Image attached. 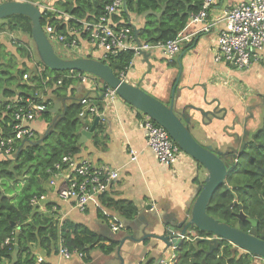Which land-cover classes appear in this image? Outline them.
<instances>
[{
	"label": "crops",
	"instance_id": "1",
	"mask_svg": "<svg viewBox=\"0 0 264 264\" xmlns=\"http://www.w3.org/2000/svg\"><path fill=\"white\" fill-rule=\"evenodd\" d=\"M244 1L248 0H214L205 21L192 23L190 16L188 24L178 35L187 36L190 41L183 43L178 53L170 57L160 51L142 52L133 58L125 74L126 82L138 86L152 97L166 104L173 101L175 114L182 119L194 139L201 146H209L214 152L225 156L238 153L259 129L264 103V51L247 68L236 69L223 59L216 61L218 34L224 26L218 25L210 31H204V28L206 23L222 18L228 9ZM133 21L137 26L140 24L138 18H133ZM90 49V46L80 42L78 53L67 55L54 46V50L64 55L62 58L65 59L91 56L99 60L101 53ZM7 51L12 52L10 49ZM25 63L30 67L33 64ZM37 70L44 71V67L39 66ZM79 74L87 79L86 82L76 76L72 77L73 84L65 89H57L54 85L47 86L45 92L40 91L42 102H49L47 109L53 122L71 103L87 98L96 105V97L103 99L102 84L82 72ZM15 99L13 97L10 101ZM4 100L0 92V102ZM98 114L84 119L78 116L85 122L79 130V137L83 127L89 130L95 118L99 117L97 125L102 124L104 138L95 141L93 133L91 138L78 143L80 150L74 158L118 170V178L105 195L112 202L133 203L137 215L132 221H125L115 211L101 206L100 197L92 200L80 212L70 202L59 200L58 188L52 186L49 179L44 202L57 207L59 214L65 216L63 220L84 225L107 242H116L117 247L108 256L98 249L93 250L87 263L77 256L66 260L59 255L46 259V262L143 264L153 259L157 264L162 261L170 263L175 258L176 247L160 241L158 237H167L170 228L180 232L178 227L184 224L187 212L191 211L199 192L198 183L204 181L206 172L182 152L174 165L158 164L146 146L145 133L138 127L142 115L120 98L112 103L103 100L102 111H98ZM28 127L34 132L29 142L40 143L51 125L36 119ZM131 150L137 152V159L133 163L129 157ZM13 158L14 154H0V161ZM60 184L58 182L57 187ZM44 202H39L41 213L50 215ZM98 211L108 218V222L98 218ZM111 223L122 228L115 232L110 227ZM34 255L43 258L38 251H34ZM4 264L10 263L6 261Z\"/></svg>",
	"mask_w": 264,
	"mask_h": 264
},
{
	"label": "trees",
	"instance_id": "2",
	"mask_svg": "<svg viewBox=\"0 0 264 264\" xmlns=\"http://www.w3.org/2000/svg\"><path fill=\"white\" fill-rule=\"evenodd\" d=\"M24 1L39 3L71 16L72 20L65 23L54 19L52 12L45 11L41 16V26L44 28L45 25H50L66 38V42L77 38L76 33L70 32V28H74L80 42L85 44L89 42V36L82 29L81 22H98L107 3L104 0ZM203 2L204 0H126L124 11L114 15L111 24L115 30L126 29L132 43L164 44L177 38L188 24L190 16L202 10ZM133 18L139 19L138 26L134 24ZM6 33L27 35L33 46L28 41L14 42L13 51L8 52L5 44L0 41V92L5 99L0 102L2 136L12 134L18 106L28 99L41 103L40 96H37L40 91L54 85L57 89H65L73 84L70 75L80 73L56 72L41 64L34 55L31 23L27 17L13 15L0 20V39L5 38ZM134 57V53L127 50L109 55L103 62L119 77L120 74L127 73ZM25 62L33 64L30 67ZM39 66L44 67V71H38ZM25 75L27 80L23 79ZM60 79L61 84L57 85ZM13 97L16 99L10 101ZM94 102L98 111H102L103 99L96 97ZM48 104L45 102L46 107ZM82 109L80 102L71 103L54 122L49 109L37 114L35 120L42 119L51 125L42 141H17L14 145V158L0 161V264L6 261L10 264H36L38 257L34 255V251L43 254L44 264H49L46 259L58 255L60 239L69 252L81 254L80 259L85 263L95 249L106 256L115 252L116 242H107L86 226L69 220H64L59 226L57 213L44 215L39 212V204L31 203L34 198L47 194L46 184L55 166L61 164L62 158L79 153V130L85 123L78 118ZM140 115L144 116L142 113ZM260 120L261 127L251 140L238 153L227 154L229 156L226 158L224 156L230 169L225 184L213 194L206 213L218 222L245 233L251 229L247 219L254 220L257 223L256 235L264 240V103ZM103 136L104 128L99 124L95 128L93 139L97 141ZM197 166L203 169L199 164ZM203 182L198 183L199 190ZM43 204L48 212L54 207L47 201ZM100 204L115 211L125 221H132L137 215V208L133 203L112 202L105 194L100 197ZM241 212L245 221L238 219ZM97 214L99 219L108 222L101 211ZM190 230L191 233L176 246L175 258L168 264H262L260 259L237 249L227 241L213 239L211 234L196 228ZM77 254L73 253L72 256ZM143 264L157 263L149 259Z\"/></svg>",
	"mask_w": 264,
	"mask_h": 264
},
{
	"label": "built area",
	"instance_id": "3",
	"mask_svg": "<svg viewBox=\"0 0 264 264\" xmlns=\"http://www.w3.org/2000/svg\"><path fill=\"white\" fill-rule=\"evenodd\" d=\"M4 1L8 0H0V2ZM104 1H107L104 14L98 22H81L82 29L89 36V42L86 45L91 47L90 50L101 53V61L107 59L109 55H115L127 50H131L135 56L142 52L154 50L163 52L171 57L180 51L183 43L190 41L189 37L180 35L164 44L132 43L126 29L115 30L111 24L112 17L124 11L126 0ZM33 4L40 10L41 14L45 11L52 12L53 18L58 21L66 23L72 20V17L68 14L56 11L48 6L40 5L39 3ZM213 4L214 0H204L202 10L198 14L191 16V22L205 21L207 11ZM218 25H223L224 28L218 34V56L216 57V61L223 59L236 69L243 70L264 51V0H248L231 7L224 13L222 18L206 23L204 31H210ZM43 30L53 47H58L62 53L67 55L78 53L80 49V37L74 28H70V32L76 33L77 38L72 39L70 42H66V38L58 34L50 25H45ZM76 76L83 82L87 80L82 74H72L70 78ZM119 77L126 81L124 74H120ZM23 79L27 80V75ZM57 84H61V79ZM38 95L43 101L42 94L38 93ZM102 97L107 103H112L118 96L114 90L107 88L103 91ZM42 101L41 103H37L34 100L28 99L24 104L18 106L12 134L8 136L0 135L1 155L11 156L16 151L14 145L17 141L25 142L32 139L34 132L28 127V124L35 120L37 114L47 110L45 103ZM80 104L83 108L79 113L80 118L99 116L96 106L92 104L90 99H82ZM138 127L145 133L146 146L156 162L163 166L174 165L178 160L180 151L167 132L146 116H143L138 122ZM129 157L130 162H135L137 152L131 150ZM118 176V170L110 166H96L87 160L78 161L73 155L68 154L62 158L61 164L55 166L49 182L52 186L58 188L57 196L60 201L70 202L75 209L83 212L92 200L98 199L108 191ZM58 182L61 183L60 187H57ZM59 188L62 189L59 190ZM44 201L45 196H40L39 198H34L31 203L39 204V202L42 203ZM39 211L42 212L40 206ZM49 213L50 215L57 213V220L59 226H61L64 221L63 217L65 216L59 214L58 208L52 207ZM110 227L115 232L122 228V226L114 223H111ZM73 253L77 254L69 252L64 246L63 240L60 239L58 242V255L68 259ZM77 256L82 258L81 254H77ZM36 264H44V259L38 257ZM159 264L166 263L162 261ZM262 264H264V261H262Z\"/></svg>",
	"mask_w": 264,
	"mask_h": 264
},
{
	"label": "water",
	"instance_id": "4",
	"mask_svg": "<svg viewBox=\"0 0 264 264\" xmlns=\"http://www.w3.org/2000/svg\"><path fill=\"white\" fill-rule=\"evenodd\" d=\"M13 15L25 16L30 20L31 40L37 57L44 67L56 72L76 71L87 73L97 78L102 84L103 91L107 88L114 90L121 100L163 128L178 149L205 170L206 177L203 185L196 196L191 211L186 214L187 218L184 224L178 227L180 232L176 233L175 228H170L167 237H158L160 241L176 247L182 239L191 233V228H196L201 232L211 234L213 239L227 241L237 249L264 261V240L257 237V223L254 220L247 219L251 229L248 233H245L238 228L218 222L207 215L206 210L213 194L225 184L230 167L224 160L225 155L223 153H216L209 146L203 147L194 139L182 119L175 114L173 101L169 104L163 103L138 86L129 84L116 76L111 68L101 60L93 58L65 59L60 57L42 28V14L33 3L22 0L0 2V20ZM99 121L100 118L96 117L89 130L83 127L80 131L79 144L92 137ZM238 219L241 221L246 220L242 212L238 215ZM206 241H209V239H206Z\"/></svg>",
	"mask_w": 264,
	"mask_h": 264
},
{
	"label": "rangeland",
	"instance_id": "5",
	"mask_svg": "<svg viewBox=\"0 0 264 264\" xmlns=\"http://www.w3.org/2000/svg\"><path fill=\"white\" fill-rule=\"evenodd\" d=\"M0 41L2 43H4L6 49H10L13 51V47H12V43L14 42H19V41H25L27 42L28 39H27V35L26 36H22L21 34H15V33H6L5 34V38L1 37ZM29 42V41H28ZM30 43V42H29ZM11 44V45H10ZM30 45H32V43H30ZM33 46V45H32ZM31 46V47H32ZM57 52V54L60 56V57H63L64 55H62L59 51L55 50ZM34 55L37 56L36 52H35V49H34ZM38 58V57H37ZM85 76H87L88 78H95L87 73H84ZM96 80H98L97 78H95ZM99 81V80H98ZM100 82V81H99ZM119 98V97H117ZM259 127H261V120H260V123H259Z\"/></svg>",
	"mask_w": 264,
	"mask_h": 264
},
{
	"label": "clouds",
	"instance_id": "6",
	"mask_svg": "<svg viewBox=\"0 0 264 264\" xmlns=\"http://www.w3.org/2000/svg\"><path fill=\"white\" fill-rule=\"evenodd\" d=\"M176 233H179V232H176ZM166 263V262H165ZM166 264H168V263H166Z\"/></svg>",
	"mask_w": 264,
	"mask_h": 264
},
{
	"label": "flooded vegetation",
	"instance_id": "7",
	"mask_svg": "<svg viewBox=\"0 0 264 264\" xmlns=\"http://www.w3.org/2000/svg\"><path fill=\"white\" fill-rule=\"evenodd\" d=\"M225 158H226V156H225Z\"/></svg>",
	"mask_w": 264,
	"mask_h": 264
}]
</instances>
